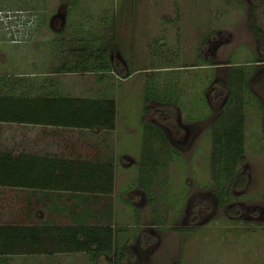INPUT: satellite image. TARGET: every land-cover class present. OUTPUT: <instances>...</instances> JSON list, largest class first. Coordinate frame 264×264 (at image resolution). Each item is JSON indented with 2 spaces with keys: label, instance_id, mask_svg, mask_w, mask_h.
<instances>
[{
  "label": "rangeland",
  "instance_id": "rangeland-1",
  "mask_svg": "<svg viewBox=\"0 0 264 264\" xmlns=\"http://www.w3.org/2000/svg\"><path fill=\"white\" fill-rule=\"evenodd\" d=\"M255 1L0 0V74L67 68L111 46L116 74L86 61L95 74H65L62 86L101 88L100 78H108L117 101L111 140L118 131L137 139H123L124 156L93 155L114 164L112 194L0 189V223L111 227L117 248L126 247L131 258L74 252L17 256L8 264H264V111L251 107L257 98L264 103V93L247 84L264 77V5ZM232 87L235 123L246 121L245 153L219 186L212 131L230 115ZM24 132L36 140L44 132L38 141L54 142L48 128L8 124L0 125L1 144L12 145V136L22 151L15 135ZM71 141L73 154L59 155L85 157ZM238 176L246 177L242 188L234 185ZM231 210L240 213L230 216Z\"/></svg>",
  "mask_w": 264,
  "mask_h": 264
},
{
  "label": "trees",
  "instance_id": "trees-1",
  "mask_svg": "<svg viewBox=\"0 0 264 264\" xmlns=\"http://www.w3.org/2000/svg\"><path fill=\"white\" fill-rule=\"evenodd\" d=\"M255 6L264 5V0H256L253 2ZM259 37L263 35L257 31ZM263 38V37H262ZM111 46L93 49L95 55L89 53L83 55L76 64H69L70 67L65 68L67 72L92 71L89 65L95 61L93 69L106 73L114 70L110 53ZM87 49L85 48V51ZM93 55V56H92ZM88 61L89 65L86 63ZM105 77V76H104ZM240 80L236 77L233 84L239 85ZM8 81L0 78V84H6ZM238 82V83H237ZM8 84V83H7ZM248 84V82H247ZM5 86V85H3ZM238 89V88H237ZM237 89L231 90V97L227 102L230 107V115L221 117L219 122L213 126V134L211 139L213 162L219 165L218 184H224L225 175L232 179V171H235L240 159H244V146L246 142L243 138L245 118L236 122L235 116L239 114V110L235 112L237 104ZM236 90V91H235ZM1 94V93H0ZM0 95V122L8 121L12 111L19 108L20 105L14 103V99L7 98L4 100ZM238 96V95H237ZM231 101V102H230ZM26 103L32 105V98H27ZM106 110L104 114H97L95 117L87 118L85 115L71 110L72 115L68 120H63L61 125L65 127L77 126L85 128H101L112 129L115 127L117 111L114 101L106 102ZM234 108V110H233ZM101 109V108H100ZM103 116V117H102ZM102 117V118H100ZM238 117V116H237ZM237 120V121H238ZM37 124L41 121L34 122ZM33 164V169L26 168V163ZM40 162L39 168L37 163ZM51 162V163H50ZM84 163L83 167H77L76 160L51 159L47 160L39 156L33 160L29 156L22 154L14 156L12 153L0 151V189L6 190H58L65 192H95L112 194L114 186V166L104 164H93L91 167ZM222 166V168H221ZM31 167V168H32ZM44 168V169H43ZM47 168V169H46ZM91 168V169H90ZM37 169V172H35ZM46 169V170H45ZM32 174V175H31ZM34 174L37 176H34ZM43 175V176H41ZM91 180L86 185H77L79 180ZM246 183L245 176H238L235 182L237 188H242ZM142 186H146L144 183ZM240 210H231L228 214L238 215ZM2 223V222H1ZM0 223V264H8L17 256H48L50 258L59 254L81 252L88 258L93 259L98 256H110L115 253L116 256H133L132 252L123 247L121 250L117 248L114 241V230L111 227L98 225H72V226H48L38 224H12ZM13 258V259H12Z\"/></svg>",
  "mask_w": 264,
  "mask_h": 264
},
{
  "label": "crops",
  "instance_id": "crops-1",
  "mask_svg": "<svg viewBox=\"0 0 264 264\" xmlns=\"http://www.w3.org/2000/svg\"><path fill=\"white\" fill-rule=\"evenodd\" d=\"M111 60H113L112 57ZM63 66L64 65L62 64L61 67H57V66L52 67L50 71H44L43 69H39L37 71L27 70V69L25 70L14 69L13 71L6 70L7 72L0 74V78H4L8 81L7 82L8 84L7 83L0 84V93L7 96L6 98H4L5 96L4 97L1 96V97L4 98V100L7 98H12L14 99V103L20 105L19 108H16V110L12 111L11 116L9 115L8 121L10 122H0V125L12 124V125H20V126H29V127L34 126L39 128H48L52 131L53 134L51 133L52 135H47V138H51L54 141L52 143L49 140H45V142L43 143L42 141H38L42 139L44 136H46L44 132H42L41 134L39 132L38 140H36V136L24 132L21 134V136L15 135L16 139L19 140V142H21L23 146V150L21 149L22 151H20L19 147H17L19 143L14 144L15 139H11L13 138L12 136L11 137L9 136L10 141L12 140L11 142L12 145H7L4 143L2 145L1 144L2 135L0 133V151L12 153L14 154L15 157L20 154L27 157L29 156L30 160H33L34 157L36 156L45 158L47 160H51V159H60V160L66 159L72 161L76 160L78 169L79 167H83L85 162L86 164L89 165L87 167H91L93 166V164L114 165L111 164L109 158H106V160L100 162L94 160L93 155L105 157L108 155L113 156L114 154H118V155L121 154V156L122 155L124 156L128 154V151H127V147L126 149H124L125 145L123 139L130 136L135 140L134 144H136L137 139L136 137H134L135 135H132L130 133H125L123 131L122 132L118 131V137H117L118 140L112 142L111 136H113L112 133H114V131L116 130L115 127L107 130V128H101L99 126H96L94 128H85V127H77L75 125L71 127H65L61 125L63 120H68L72 116L70 114L71 110L76 111L81 115H85L87 118L89 117L92 118L95 117L97 114H101V115L104 114V111L107 109L105 106L106 102L114 101L117 108V101L109 96V94H111L113 90L114 84L112 85L111 82H109V79L104 77V78H100L101 80L100 82L102 83L101 88L100 87L91 88L87 85H80L77 83L75 85H71L67 83V85H69L68 86L69 88L63 89L62 81L65 74H69V75L78 74V73L81 75L87 73L95 74V72H90V71L82 72L78 70L71 73L64 70ZM109 72H111V74L113 75L116 74L114 70ZM136 73L137 72L127 75L125 74L126 78L122 80H129ZM257 77L258 75L250 77L251 81H249L248 79V83H251V85L253 84L255 88L254 90L255 94H257L258 92L262 94L264 93V77L262 78L260 77L258 79ZM103 97H106L107 99H102ZM27 98H32V105L26 103ZM158 105L163 106V104H158ZM251 107L254 108L253 109L254 114L257 110H259V114H261V112L264 111V103H261L258 98H257V103L254 102ZM37 121H41L42 123L40 124L34 123ZM96 128L97 130L99 129L98 132L93 133V131ZM81 130H87L88 132H83ZM104 130H106L107 134L106 132H103ZM71 139L77 140L75 143L81 146V148H79V149H83V153L81 155L85 157L76 159L71 157L66 158L63 155H59L61 153H71V152L73 154V150L75 148L69 147L70 146L69 144L73 142L71 141ZM81 139H86V141L82 140L80 142ZM172 142L174 141L172 140ZM52 146L55 149L54 152H47V150L41 151L44 149H51ZM32 147L33 148L35 147V149L38 147L39 151H32L33 149L29 150ZM25 149L26 151H24ZM135 150H137V148ZM76 152L78 151L76 150ZM30 163L31 162L26 163L27 165L26 168L33 169L32 167L33 164ZM39 166H40V162L37 163V168H39ZM35 172H37V169ZM34 176L37 179V176L35 174ZM90 181L91 180L89 179L79 180L77 181V185H86ZM90 183L93 184L92 182ZM6 190H11V189H6ZM23 191H26L27 193L34 191H38V192L44 191L51 193L65 192L58 190H35V189L34 190L23 189ZM66 193H68V191ZM73 193L81 194L82 192H73ZM84 193L95 194V192H84ZM22 194H25V192H22ZM15 199L16 200L14 202H19V203L26 202L23 198H15ZM25 211L26 209L23 210V213H25ZM154 241L155 238L152 237L151 239L145 240L143 243L154 242ZM124 248L125 250H127L126 247Z\"/></svg>",
  "mask_w": 264,
  "mask_h": 264
},
{
  "label": "flooded vegetation",
  "instance_id": "flooded-vegetation-1",
  "mask_svg": "<svg viewBox=\"0 0 264 264\" xmlns=\"http://www.w3.org/2000/svg\"><path fill=\"white\" fill-rule=\"evenodd\" d=\"M217 93H218V92H216V94H217ZM216 94H215V95H216ZM218 95H219V93H218ZM218 95H217V96H218ZM226 100H228V98H227ZM187 130H188V129H187ZM169 136H170V135H169ZM170 137H171V136H170ZM172 138H173V137H172Z\"/></svg>",
  "mask_w": 264,
  "mask_h": 264
}]
</instances>
